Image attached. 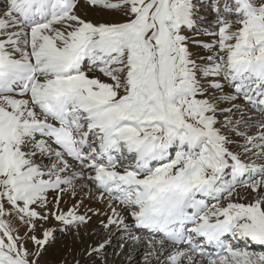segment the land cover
I'll use <instances>...</instances> for the list:
<instances>
[{
  "label": "snow or ice",
  "instance_id": "1",
  "mask_svg": "<svg viewBox=\"0 0 264 264\" xmlns=\"http://www.w3.org/2000/svg\"><path fill=\"white\" fill-rule=\"evenodd\" d=\"M94 217L71 264H264V0H6L0 264Z\"/></svg>",
  "mask_w": 264,
  "mask_h": 264
},
{
  "label": "bare ground",
  "instance_id": "2",
  "mask_svg": "<svg viewBox=\"0 0 264 264\" xmlns=\"http://www.w3.org/2000/svg\"><path fill=\"white\" fill-rule=\"evenodd\" d=\"M5 5H6V0H0V9H3L5 7ZM94 17H95V14H93L91 16V18L95 19ZM200 39H204V37H200ZM65 199H68L69 202H71L69 197H65ZM90 206L93 208L99 207L102 212L105 210L102 205H99L95 202H93ZM94 226H95V229H94ZM99 228H101V227L98 224V220H97V218L94 217L93 222H92V226L89 229V231L91 232V231L95 230L96 235L85 236L83 243L76 241L73 237H71V235H62V234L60 235V233H57L56 243L48 249V252L45 254L44 258H46L50 261H54V259H57L59 257L60 258L62 257V259H63V258H65L64 256L67 255L68 262H70L69 264H71L72 256L75 255V253L81 252L83 249L87 248V246L90 243L99 242L104 237H106L108 235V233L106 231H105V234H103L101 236L98 235L97 233L99 232ZM121 235L122 234H118L117 239L120 240L121 242H124V240H122V238H121ZM137 235H142V233L141 234L137 233ZM144 236H146V235H142L143 242H141L142 244L140 245L139 249L134 254H131L132 252L131 253L127 252L128 251L127 247L133 241L125 240L122 253L116 254V256L113 257L114 260H112V262H110V264H138L139 262H143V264H145L144 256H145V253L147 251H149V249L145 246V242L151 238L150 237H144ZM118 240H116V241H118ZM112 243H115V241H112V238H111V244L110 245H114ZM69 249H73V252L70 253ZM79 258L81 259V264L92 263V262H89L88 258L84 257L83 255H81ZM102 262L103 261H100L98 263L95 262V264H103L104 262L103 263Z\"/></svg>",
  "mask_w": 264,
  "mask_h": 264
},
{
  "label": "rangeland",
  "instance_id": "3",
  "mask_svg": "<svg viewBox=\"0 0 264 264\" xmlns=\"http://www.w3.org/2000/svg\"><path fill=\"white\" fill-rule=\"evenodd\" d=\"M95 19H100L101 17L100 16H97V15H95V17H94ZM106 18H113V17H106ZM115 18H118V17H115ZM204 40V39H203ZM208 40V39H207ZM210 41H211V39H210ZM94 229H95V226H94ZM98 235H103V234H105V230L104 229H102V228H99V232L97 233ZM119 234V233H118ZM118 234H116V235H114L113 237H112V241H115V243H112V244H114V245H109V246H107L104 250H103V253H102V258L100 257L99 259H97L95 262L96 263H98V262H100V261H107V264H110V262H112V260H114L113 259V257H115L116 256V254H118V253H122V251H123V248L120 246L122 243L124 244L125 243V240H124V242H121L120 240H118L117 238V236H118ZM138 234H140V233H138ZM61 235V234H60ZM140 236V235H139ZM115 238V239H114ZM116 240H118V241H116ZM141 242H143V240H142V238H141V240H140V242H132V243H130L129 244V246L127 247L128 249V251L127 252H129V253H131V254H134L138 249H139V247H140V245L142 244ZM146 251V250H145ZM65 258H63L62 259V257L60 258H57V259H54V261H50V260H48V259H46V258H43V260L41 261V264H61V262L62 261H64L66 258H67V255L66 256H64ZM112 257V258H111ZM124 258V257H123ZM111 260V261H110ZM102 262V263H103ZM70 262H68V264H69ZM90 264H92V263H90ZM104 264V263H103ZM138 264H143V262H139Z\"/></svg>",
  "mask_w": 264,
  "mask_h": 264
}]
</instances>
